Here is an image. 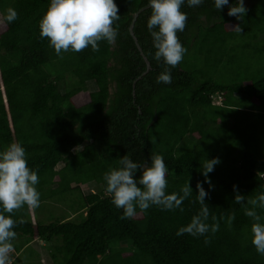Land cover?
I'll use <instances>...</instances> for the list:
<instances>
[{
  "label": "trees",
  "instance_id": "trees-1",
  "mask_svg": "<svg viewBox=\"0 0 264 264\" xmlns=\"http://www.w3.org/2000/svg\"><path fill=\"white\" fill-rule=\"evenodd\" d=\"M115 2L121 16L113 25L115 43L57 56L40 37L50 0H0L3 18L8 8L18 13L0 32V151L13 142L24 147L41 199L38 208L11 214L17 221L14 252L46 240L53 264H264L245 215L247 200L264 193V0L245 6L241 20L229 17L227 6L217 11L212 0L183 6L188 19L177 35L188 51L171 69L170 85L156 83L165 66L152 59L150 10L133 20L147 0ZM133 23L148 72L130 33ZM151 153L162 155L169 169L167 194L180 193L188 182L193 194L183 211L152 206L121 219L103 175L125 155L144 163ZM214 158L220 163L209 174L210 190L200 170ZM92 183L98 191L84 195L82 186ZM197 183L209 193L207 223H219V231L206 234L207 244L204 236L176 235L200 211ZM237 194L245 196L244 205L235 203ZM51 202L63 203L77 218L36 220ZM257 211L264 219V210Z\"/></svg>",
  "mask_w": 264,
  "mask_h": 264
},
{
  "label": "clouds",
  "instance_id": "clouds-1",
  "mask_svg": "<svg viewBox=\"0 0 264 264\" xmlns=\"http://www.w3.org/2000/svg\"><path fill=\"white\" fill-rule=\"evenodd\" d=\"M204 3L205 0H147V9L151 12L147 29L155 49L152 59L165 66L156 77V83L172 84L171 69L182 62L188 51L177 35L185 30L188 19L182 7L186 5L194 8ZM212 3L217 11L227 6V15L239 20L247 13L245 0H236L235 4H230L229 0H212ZM118 12L115 0H50L47 11L39 20L40 37L47 38L57 56L69 50L79 53L89 46L93 52H98L99 42L115 43L118 32L113 25L121 18ZM17 19V11L8 8L4 21L11 24ZM233 30L241 34L242 27L236 25ZM118 163L119 167L104 173L103 180L106 183L105 191L111 196V203L123 210L121 219L134 218L137 208L146 211L152 206L164 211H183V202L193 194L189 182L180 189V193L167 194L166 176L169 169L160 154L151 153L144 163L134 162L129 155H125ZM219 163L218 158L206 159L201 166V175L205 177L203 183H208L210 190L209 174ZM38 183V173L28 166L26 150L21 144L13 142L0 151V264H13L15 261V257L9 256L14 251L11 241L16 237L13 229L17 225L11 214L25 206L29 209L40 206V193L36 187ZM203 183L196 185V200L201 205L200 211L192 217L190 223L180 227L176 235L188 234L194 238L204 236L207 244L210 240L206 234L219 231V223H207L209 206L205 198L209 193L205 191ZM244 201L245 196L236 195L235 203L244 205ZM247 204L251 205L250 208L245 207V215L252 220L251 243L257 254L264 256V219L257 211L264 210V193L247 200ZM234 219L235 216L228 218L229 226ZM19 223H23V220Z\"/></svg>",
  "mask_w": 264,
  "mask_h": 264
},
{
  "label": "rangeland",
  "instance_id": "rangeland-1",
  "mask_svg": "<svg viewBox=\"0 0 264 264\" xmlns=\"http://www.w3.org/2000/svg\"><path fill=\"white\" fill-rule=\"evenodd\" d=\"M253 0H246L245 6H249L250 3ZM0 24L4 25V18L3 15L0 13ZM6 30V26L0 28V32H4ZM88 89L90 91H95L97 89L96 84L94 82H89L87 85ZM215 103L219 104L220 101L218 98L214 99ZM82 148H77L75 151H81ZM63 167V164H60L57 167V170L61 169ZM82 191L84 195H89L91 193H95L98 191L97 185L94 183L89 185L82 186ZM77 197V196H75ZM63 204V203H62ZM55 204V203H48L43 207V209L40 210V212L37 215L36 220L42 221L45 224H49L54 221L56 218H62V219H76L77 217L72 215V213L69 211V208L67 206H64V204ZM62 205V206H60ZM34 218V220H35ZM21 241L20 238L17 239L15 244H19ZM51 243L47 242L46 240H37L33 241L29 244L28 248H31L34 250L37 254L36 258L32 257V254L30 253L31 250L26 248L23 249L19 253H15L14 251L11 252L9 255L11 257H15V261H18L19 264H53L51 257H50V247Z\"/></svg>",
  "mask_w": 264,
  "mask_h": 264
},
{
  "label": "water",
  "instance_id": "water-1",
  "mask_svg": "<svg viewBox=\"0 0 264 264\" xmlns=\"http://www.w3.org/2000/svg\"><path fill=\"white\" fill-rule=\"evenodd\" d=\"M144 10H147V7H145V8H143V9H141L138 13H136L135 14V16H134V21L136 20V18L138 17V15H139V13H141V12H143ZM134 25V23L131 25V27H130V33H131V35L133 36V38H134V40H135V42H136V44H137V46H138V48H139V51L141 52V54H142V56H143V58H144V60H145V62H146V64H147V72L151 69V65H150V62L148 61V59H147V57L145 56V54L143 53V51H142V49H141V47H140V45H139V43H138V41H137V39L135 38V35H134V32H133V26Z\"/></svg>",
  "mask_w": 264,
  "mask_h": 264
}]
</instances>
